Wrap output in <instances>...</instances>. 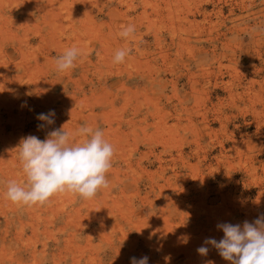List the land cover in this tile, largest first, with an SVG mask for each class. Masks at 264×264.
<instances>
[{"label": "rangeland", "instance_id": "1", "mask_svg": "<svg viewBox=\"0 0 264 264\" xmlns=\"http://www.w3.org/2000/svg\"><path fill=\"white\" fill-rule=\"evenodd\" d=\"M52 109L54 124L37 119ZM81 126L114 146L109 186L37 210L71 215L75 261L231 264L197 249L220 223L264 216V0H0L1 227L31 207L5 195L27 179L22 138Z\"/></svg>", "mask_w": 264, "mask_h": 264}, {"label": "clouds", "instance_id": "2", "mask_svg": "<svg viewBox=\"0 0 264 264\" xmlns=\"http://www.w3.org/2000/svg\"><path fill=\"white\" fill-rule=\"evenodd\" d=\"M135 32V26H121L118 33L128 38ZM131 49H118L113 63L125 61ZM82 55L78 47H71L56 59V70L65 72L75 67V61ZM55 110L39 113L37 119L54 124ZM43 125H38V128ZM74 135L87 136L82 143L74 142ZM18 157L26 174V182L22 186L16 180L6 184V197L13 203L32 206L46 203L52 196L62 193L78 194L82 199H91L109 186L106 174L112 167L115 154L114 146L104 138L100 129L94 130L81 126L75 134L62 127L48 134L45 140L34 135L22 138ZM224 236L217 241L207 238L204 245L197 249L201 255H207L212 245L225 260L231 264H264V216L243 225L220 223ZM149 257L139 259L133 257L131 264H148Z\"/></svg>", "mask_w": 264, "mask_h": 264}, {"label": "crops", "instance_id": "3", "mask_svg": "<svg viewBox=\"0 0 264 264\" xmlns=\"http://www.w3.org/2000/svg\"><path fill=\"white\" fill-rule=\"evenodd\" d=\"M106 178L108 180L107 175ZM62 201L56 194L44 204L17 210L12 221L4 218L5 223L2 227L0 224V264H89L87 259L75 261L73 251L81 250L86 241L72 243L75 232L69 222L71 215L37 211L40 206L54 209L61 206ZM12 222L14 227H9ZM102 227L100 223L97 228ZM78 235L79 232L75 239Z\"/></svg>", "mask_w": 264, "mask_h": 264}]
</instances>
